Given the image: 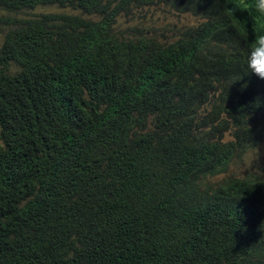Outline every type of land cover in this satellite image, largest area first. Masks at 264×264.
Returning a JSON list of instances; mask_svg holds the SVG:
<instances>
[{
	"label": "trees",
	"instance_id": "1",
	"mask_svg": "<svg viewBox=\"0 0 264 264\" xmlns=\"http://www.w3.org/2000/svg\"><path fill=\"white\" fill-rule=\"evenodd\" d=\"M34 1L4 0L14 14L0 27V96L13 101L3 87H16L33 70L51 74L40 64L63 56L82 68L72 94L87 95L81 100L95 107L81 112L69 96L55 105L61 116L75 114L78 126L43 168L7 169L0 153V264H264V170L235 171L264 129V85L249 73L244 53L226 56L228 29L207 0H47L87 14L75 29L69 20L80 16L67 12L15 16ZM153 9L196 20L172 25ZM254 114L259 121L250 126ZM163 117L168 123L158 125ZM105 137L121 143L110 148ZM208 148L229 160L211 194L189 186L180 198L151 202L144 216L139 204L123 209L115 176L135 182L155 169L166 181L176 160L190 151L201 158ZM232 196L244 199L231 211L238 237L219 238V203ZM202 198L211 222L190 213ZM232 248L247 254L232 262Z\"/></svg>",
	"mask_w": 264,
	"mask_h": 264
},
{
	"label": "clouds",
	"instance_id": "2",
	"mask_svg": "<svg viewBox=\"0 0 264 264\" xmlns=\"http://www.w3.org/2000/svg\"><path fill=\"white\" fill-rule=\"evenodd\" d=\"M207 3L209 10L216 19L228 29L229 40L226 56L231 53H244L249 73L255 80L264 85V9L260 0H207ZM31 5V8L16 12L15 16L18 18L42 17L44 20L52 14L68 10L70 12L67 13L80 16L69 20L71 29L82 27L83 22H86L88 18L86 13H82L78 9H63L47 0H35ZM38 7H46L47 9L37 11L36 8ZM13 14L14 12H8L4 0H0V27L9 25L5 21ZM120 20L116 19V23L122 27L125 23ZM40 65L53 68V72L45 74L41 70L30 71L16 87H3L13 93V101L0 96V153L6 158L7 169L22 172L33 171L36 168H43L42 162L56 158L54 156L55 149L61 147L65 134L72 130L71 126H78L73 123L76 118L75 114L69 113L61 116L55 107V105L64 104L67 96L79 101L78 107L83 106L80 107L81 112L88 113L95 107V102L81 100L87 95H83L79 91L72 94L75 81L82 74L79 62L71 60L70 57L53 56L47 58ZM246 84L251 90V81L248 80ZM37 94L39 95L36 96ZM6 108L9 109L4 111ZM189 109L191 110L190 104ZM189 109L184 107V110ZM187 113L184 112V116L190 115ZM191 114H196L199 119L198 113L194 112L193 109ZM258 121L259 119L254 114L248 123L252 126ZM164 123H168L165 117L158 121V125ZM10 124L13 125V129L9 128ZM192 124L196 123L193 122ZM224 133H228L234 140L235 137L231 135V130H222L223 136L226 137ZM215 135H218L217 132ZM211 136L213 138V135ZM106 139L110 148L117 147L121 143L120 139ZM255 140L253 152L260 154L264 151V129L256 136ZM101 146L106 147V145ZM211 152L213 151L208 148L201 158H192V151L183 155L171 165L166 181L155 169L149 175L135 182L120 180L115 176L114 183L123 209L129 210L128 205L131 206L136 203L141 205L142 216H144L149 212L151 202H167L180 198L189 186L202 191L204 194H211L224 176V173H220V169L225 162L229 161L225 158H217ZM182 163L184 166L181 167ZM239 165L235 171L242 169L240 174L247 171L264 170L262 163L248 164L244 160V164ZM148 186H152L155 193L161 188V194H156V197L144 194L143 190ZM243 200L241 196H232L223 200V203L218 202L222 210L218 214L223 216L219 238L238 237L239 223L232 218L231 211L237 203ZM189 210L190 213L207 217L209 222L214 218V215H211L209 211L205 198L190 204ZM258 220L264 224L261 219ZM246 254L247 251L232 248L231 253L226 254V256L232 262H236ZM67 264H71L68 259ZM222 264L228 263L223 261Z\"/></svg>",
	"mask_w": 264,
	"mask_h": 264
},
{
	"label": "rangeland",
	"instance_id": "3",
	"mask_svg": "<svg viewBox=\"0 0 264 264\" xmlns=\"http://www.w3.org/2000/svg\"><path fill=\"white\" fill-rule=\"evenodd\" d=\"M46 7H38L36 8L37 11H43L46 10ZM66 12H70L68 10H66ZM153 14H155V16H157V18H159L160 20H165L169 23H171L172 25H179L180 23H182L183 21H193L194 22V18L190 17V16H185V15H177V14H173L171 12H163L162 9H153ZM122 23L127 22L124 18H121L120 20ZM171 21V22H170ZM224 135L226 136L225 138H231V136L228 135V133H224ZM245 162L246 163H255V164H259V163H263L264 162V151L260 154H257L255 152H249L246 154L245 156ZM240 165L237 164L236 168H238ZM243 170H239V173H241Z\"/></svg>",
	"mask_w": 264,
	"mask_h": 264
}]
</instances>
